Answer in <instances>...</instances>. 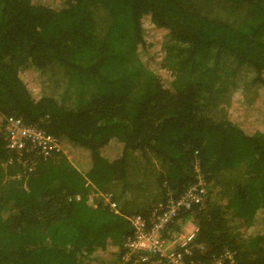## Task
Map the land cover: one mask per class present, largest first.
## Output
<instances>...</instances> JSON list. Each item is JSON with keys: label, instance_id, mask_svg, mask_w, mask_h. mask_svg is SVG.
<instances>
[{"label": "trees", "instance_id": "obj_1", "mask_svg": "<svg viewBox=\"0 0 264 264\" xmlns=\"http://www.w3.org/2000/svg\"><path fill=\"white\" fill-rule=\"evenodd\" d=\"M243 66L252 100L229 94ZM57 73L63 95L44 94ZM9 115L70 157L13 155L0 130V264H118L131 226L86 203L85 178L132 213L156 189L150 204L178 197L195 162L209 188L179 215L197 225L187 261L264 264V0H0V124ZM134 160L151 171L132 175L140 195L122 188Z\"/></svg>", "mask_w": 264, "mask_h": 264}, {"label": "built area", "instance_id": "obj_2", "mask_svg": "<svg viewBox=\"0 0 264 264\" xmlns=\"http://www.w3.org/2000/svg\"><path fill=\"white\" fill-rule=\"evenodd\" d=\"M4 136L5 147L13 155H22L32 152L41 156H51L53 152L60 151L68 159L69 152L63 148L59 138L35 126L23 122L20 117L4 116L0 124ZM29 161V160H28ZM18 159L23 168L31 171L35 163ZM12 164L11 158L1 165ZM194 180L178 197H169L153 203L149 208L124 213L113 191L98 189L85 178L84 186L88 187L86 203L92 207L101 204L114 214L122 215L131 226V233L123 242V252L118 264L144 263V264H194L187 261L193 251V242L197 235L195 218L191 215L181 222L179 215L191 209L195 204L205 201L209 183L200 171L198 162L194 163ZM20 176V172L15 173ZM77 199L78 196H76ZM201 247V246H199ZM226 252L221 258L212 260L207 264H223V259H230Z\"/></svg>", "mask_w": 264, "mask_h": 264}, {"label": "rangeland", "instance_id": "obj_3", "mask_svg": "<svg viewBox=\"0 0 264 264\" xmlns=\"http://www.w3.org/2000/svg\"><path fill=\"white\" fill-rule=\"evenodd\" d=\"M239 9L240 8H238V10ZM234 76L236 79V85L231 88L229 94L232 92L238 91V93H241V95L245 99L252 100L258 91L256 84L252 82V72H250L249 68H245V66H243L238 69V71L235 73ZM55 78L56 80L52 81L51 77L48 74L44 75V77H42V82H41V91L44 94H47L50 96L60 97L61 95H63L64 86L62 83H59L60 77L58 73L55 74ZM227 97H225V102L227 100ZM225 105L226 104L223 101L219 100L215 108L212 110V114L211 112H209V114L217 118L222 113L221 107ZM134 161H135L134 163L130 164V168L127 169L126 176L123 182L124 185L122 186V188H125L126 190L133 193L134 195H140L141 194V188L139 187L140 184H134L132 175L134 174V172L135 174L136 173L139 174L136 176V179L140 181L141 183H146L148 182V176L151 174V171L148 168V164L144 166L143 162L140 164L139 161L137 160H134ZM140 165H143L144 167L148 169L147 175H144L142 173V169H139ZM155 179L156 177L155 178L151 177L149 180V183L147 184V187L151 186V184L154 185ZM114 189L118 190L119 188H114ZM138 198L139 197L137 196L136 203L138 201ZM120 201L122 205H124V203L126 202L123 199H121ZM137 208L138 207H135V209Z\"/></svg>", "mask_w": 264, "mask_h": 264}, {"label": "crops", "instance_id": "obj_4", "mask_svg": "<svg viewBox=\"0 0 264 264\" xmlns=\"http://www.w3.org/2000/svg\"><path fill=\"white\" fill-rule=\"evenodd\" d=\"M157 190H158V189H156L155 191H157ZM155 191H154V192H155ZM154 192H153V193H150V192H149V193L146 194V197H147V200H146V201H147V202H146V203L143 202V204H145V206H144V208L141 209V210H144V209L148 208V207L152 204V203L150 204V200H151V198L154 196ZM154 198H155V197H154Z\"/></svg>", "mask_w": 264, "mask_h": 264}]
</instances>
